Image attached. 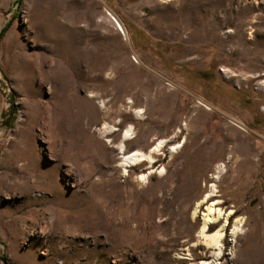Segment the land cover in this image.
I'll list each match as a JSON object with an SVG mask.
<instances>
[{
    "label": "rangeland",
    "instance_id": "obj_1",
    "mask_svg": "<svg viewBox=\"0 0 264 264\" xmlns=\"http://www.w3.org/2000/svg\"><path fill=\"white\" fill-rule=\"evenodd\" d=\"M201 262L264 264V0H0V264Z\"/></svg>",
    "mask_w": 264,
    "mask_h": 264
},
{
    "label": "bare ground",
    "instance_id": "obj_2",
    "mask_svg": "<svg viewBox=\"0 0 264 264\" xmlns=\"http://www.w3.org/2000/svg\"><path fill=\"white\" fill-rule=\"evenodd\" d=\"M107 14L110 16L109 19L111 20L112 17V13L109 12L106 9ZM107 15V16H108ZM115 24L117 21H114ZM118 24V23H117ZM119 26V25H118ZM120 27V26H119ZM119 29V28H118ZM121 30V28H120ZM206 108H209L208 105H206ZM131 129L130 128H126L124 130V132L122 133L121 136V140L120 143L118 144V150L121 153V162L125 165V166H134L137 165L141 162H146L147 164V170L143 173H141L139 175L140 179H146L147 176L153 172L154 167L151 166L152 162L154 161L153 156L151 155V151H157L159 150L164 144L165 141L164 140H158L157 142H155L150 150L143 152L141 150H132L130 152H124V144L122 143V141H124L125 139H129L131 137ZM180 146V145H179ZM172 148H175V146H172ZM224 169V165L223 164H218L216 166V170H215V175H213V178H217L218 176L221 175V172ZM158 170V173H163L164 172V168L163 167H157L155 169V171ZM123 171L126 173V169L123 168ZM211 189L205 194V196L203 197V200L207 199V197L213 196L215 195V187H210ZM208 201V199H207ZM206 201V203H207ZM220 202L219 199H215V200H211V203L207 204L205 206V212H203V216H202V224L200 225L199 228V233L201 235V237H203L204 241L206 242V245H209L210 247H215L214 248V256H219L220 252H221V247H220V243L222 241L223 235H224V226L226 225V221L228 219V216L233 213V208H230L229 211L225 214L223 209L219 206H215ZM223 215V216H222ZM223 219V223L220 224L219 228L211 233L208 234L210 229L212 228V225L218 223L220 221V219ZM240 220H235L233 222L232 228H231V234L232 236L236 235L238 233V231L240 230ZM216 250V251H215ZM200 264H206L204 262H201Z\"/></svg>",
    "mask_w": 264,
    "mask_h": 264
},
{
    "label": "built area",
    "instance_id": "obj_3",
    "mask_svg": "<svg viewBox=\"0 0 264 264\" xmlns=\"http://www.w3.org/2000/svg\"><path fill=\"white\" fill-rule=\"evenodd\" d=\"M117 24V23H116Z\"/></svg>",
    "mask_w": 264,
    "mask_h": 264
}]
</instances>
